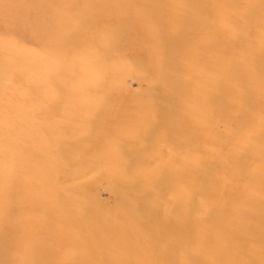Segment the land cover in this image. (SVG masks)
I'll use <instances>...</instances> for the list:
<instances>
[{
	"label": "rangeland",
	"instance_id": "1",
	"mask_svg": "<svg viewBox=\"0 0 264 264\" xmlns=\"http://www.w3.org/2000/svg\"><path fill=\"white\" fill-rule=\"evenodd\" d=\"M261 60L264 0H0V264H264Z\"/></svg>",
	"mask_w": 264,
	"mask_h": 264
},
{
	"label": "bare ground",
	"instance_id": "2",
	"mask_svg": "<svg viewBox=\"0 0 264 264\" xmlns=\"http://www.w3.org/2000/svg\"><path fill=\"white\" fill-rule=\"evenodd\" d=\"M223 35H224V34H223ZM223 35H222V36H223ZM259 37H262V35L259 36V34H258V38H259ZM259 42H260V40H259ZM254 43H255V42H254ZM252 52H253V51H252ZM259 53H260V52H259ZM251 54H252V53H251ZM252 55H253V54H252ZM259 58H262V57H259ZM256 59H257V58H256ZM261 61H264V60H261ZM257 66H258V65H257ZM259 68H260V67H259ZM259 68H258V69H259ZM249 69H251V68H249ZM260 69H261V68H260ZM260 69H259V70H260ZM263 70H264V69H263ZM245 71H246V70H245ZM256 72H257V74H259L258 71H254L253 73L256 74ZM254 74H252V75H254ZM251 88H252V86H251ZM248 89H249V88H248ZM258 90H261V89H258ZM253 91H254V90H253ZM255 91H257L256 88H255ZM261 91H262V90H261ZM235 92H236V91H235ZM235 92H233V93L235 94ZM247 92H248V90H247ZM250 92H251V91L249 90V93H250ZM233 93H231L230 96H231ZM255 93H257V92H255ZM250 94H251V93H250ZM250 94H249V95H250ZM232 97H234V95L231 96V98H232ZM262 97H264V96L262 95ZM262 97H261V98H262ZM256 98H257V97H256ZM257 99H258V98H257ZM230 100H231V99H229V101H230ZM254 100H255V98H254ZM263 100H264V98H263ZM259 101H261V103L263 102L262 100H259ZM230 102H231V101H230ZM255 102H256V100H255ZM232 103H233V100H232L231 104H232ZM252 103H253V102H252ZM227 104H228V103H227ZM259 104H260V103H259ZM228 105H230V104H228ZM261 105L263 106L264 104H261ZM250 106H251V105H250ZM252 106H253V105H252ZM258 106H259V105H258ZM234 107H235V106H234ZM258 108H260V107H258ZM244 110H245V109H244ZM253 111H254V109H253ZM256 111H257V110H255V113H256ZM263 113H264V112H263ZM0 158H2V157H0ZM2 159H3V158H2ZM2 159H1V160H2ZM2 169H3V168H2ZM2 169H1V170H2ZM2 171H3V170H2ZM1 174H2V172H1ZM215 187H216V186H215ZM222 190H223V189H222ZM227 191H228V190H227ZM219 209H220V208H219ZM221 214H223V213H221ZM219 215H220V214H219ZM182 218H184V217H182ZM180 219H181V218H180ZM182 221H183V222H188V223H190V222H191V219L184 218V219H182ZM170 225H171V224H170ZM156 227H157V225H156ZM158 227H159V226H158ZM193 228H194V229H193ZM193 228H192V231H193V232H194V231H197V221H195V226H194ZM153 229H154V228H153ZM183 232H184V231H183ZM195 234H196V232H195ZM184 237H185V236H184ZM188 251H189L190 254H191V253L194 254V252H196V242H193L192 246L189 247ZM194 255H195V254H194Z\"/></svg>",
	"mask_w": 264,
	"mask_h": 264
}]
</instances>
